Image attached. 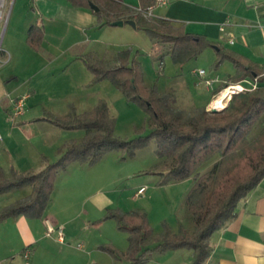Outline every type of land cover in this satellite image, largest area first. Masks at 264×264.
<instances>
[{
	"label": "trees",
	"instance_id": "16d2710c",
	"mask_svg": "<svg viewBox=\"0 0 264 264\" xmlns=\"http://www.w3.org/2000/svg\"><path fill=\"white\" fill-rule=\"evenodd\" d=\"M72 7L89 10L97 18L99 28L112 23L133 21L136 29L142 28L151 39L168 46L172 63L183 65L197 58L207 49L215 50L211 72L217 71L225 62L231 63L235 74L227 78L213 93L218 94L228 86L244 81L254 82L256 87L234 94L224 110L208 113L200 108L187 115L184 123H172L165 119L167 95L143 83L140 64L130 63L129 50L119 51L113 58L114 66L102 62L92 63L88 57L80 59L91 74V84L108 81L130 103L138 105L155 124L146 136L128 141L114 137L115 119L102 100L88 112L78 114L73 105L63 117L46 114L41 120L62 130H81L82 139L73 140L53 161H46L38 173L18 174L13 169L7 176L0 167V195L31 188L28 196L0 210V223L17 217L42 219L50 202L55 180L70 164L92 166L107 153L118 151L133 157L148 147L152 141L164 171L158 185L178 183L191 179L193 185L184 203L194 220L192 235L178 227V237H172L170 228L163 225L155 234L149 227L146 214L139 209L124 212L107 210L101 221L113 220L120 232L127 234L128 247L125 254L100 246L99 249L126 264H146L154 253L187 249L192 251L190 264H203L211 252L210 238L235 216L238 203L243 200L264 178V73L247 64L242 57L207 40L204 36L185 33L183 27L161 19L146 20L134 13V8L123 5L121 0H68ZM98 8L90 9L89 4ZM154 0H139V7L146 8ZM43 30L31 26L27 44L38 50L43 40ZM178 116L182 112L175 110ZM215 159L207 171L199 169ZM159 166V165H157Z\"/></svg>",
	"mask_w": 264,
	"mask_h": 264
},
{
	"label": "crops",
	"instance_id": "0c3cea01",
	"mask_svg": "<svg viewBox=\"0 0 264 264\" xmlns=\"http://www.w3.org/2000/svg\"><path fill=\"white\" fill-rule=\"evenodd\" d=\"M121 3L132 8L139 7V0H121ZM34 4L35 19L27 22L29 25L24 27L22 36L18 39V43L28 49L25 51V59L19 60L21 56L10 43L13 30L7 38L6 51L1 54L4 63L8 62L7 65L17 61L20 65V69L16 71L0 66V105L5 103L3 112L0 111V167L7 176L11 169L18 174L38 173L45 167L46 161H55L59 157V150L73 141V138L60 141L52 137L55 141L50 144L49 140L54 134L49 131L34 133L30 129L31 132L25 133L24 129H29L33 123L51 125L41 120L50 113L42 110L43 115L33 116L27 109L44 104H61L68 108L73 105L76 97L82 96V92L87 90L92 79L80 59L87 55L84 53V44L90 41L88 32L109 27L99 28L95 15L89 10L72 7L69 3L34 0ZM153 16L183 27L185 33L204 36L242 57L259 73H264V0L172 1L166 7L155 8ZM222 25H225L223 32L220 31ZM31 26L43 30L44 36L38 50H33L27 44V33ZM1 29L2 27L0 31ZM7 32L8 27L4 36ZM80 46V51H76ZM208 50L212 51L215 61L217 48L204 52ZM233 71L225 75L213 71L207 77H218L225 82L235 74L234 69ZM244 83L247 81L240 84ZM74 91L80 95H73ZM213 95L212 93V97ZM20 98H25V112L14 120L10 110ZM210 101L199 108L206 109ZM84 167L85 164L73 163L58 174L42 219L17 217L0 223V264L125 263L114 259L99 247L106 246L118 254H125L128 247L127 234L120 232L116 226H110L113 220L101 221L104 215L92 220L86 210L76 209L78 202L92 205L94 199L92 188L96 182L88 178L77 182L71 177L73 173L87 172ZM68 187H74L78 192L72 196L75 208L71 212L69 202L63 200L68 205V210L61 206L62 216H59V213L50 208L56 193L63 199L69 197ZM142 189L143 187L139 188L138 192ZM29 191L31 189L28 187L22 189L19 199L28 196ZM15 201L9 200L7 205ZM2 208L0 205V210ZM45 222L62 228L63 242L57 239L55 233L47 235ZM102 224L107 226L99 228ZM210 247V255L203 264H264V178L238 203L235 216L222 229L213 233ZM25 251L29 252L28 258L24 257ZM191 260L192 251L180 249L154 253L146 264H190Z\"/></svg>",
	"mask_w": 264,
	"mask_h": 264
},
{
	"label": "rangeland",
	"instance_id": "374dc122",
	"mask_svg": "<svg viewBox=\"0 0 264 264\" xmlns=\"http://www.w3.org/2000/svg\"><path fill=\"white\" fill-rule=\"evenodd\" d=\"M58 1L68 4V0ZM21 4L22 7H20ZM34 12V0H15L7 24L8 32L4 36L1 46L3 52L6 51L7 38L13 30L10 43L15 52L21 56L19 60L25 59V51L28 49L18 43V39L22 36L24 27L29 25L27 22L35 19ZM88 35L90 41L84 44L85 47H83L84 53H87L86 56H89L88 59L92 63L102 62L107 66H114V56L119 51L129 50L130 63L137 61L140 64L144 85L155 88L161 95L168 96L167 107L169 110L165 113L166 120L172 123H184L188 114L198 111L199 107L204 106V103L209 100L211 101L206 110L208 113H212L210 111L213 108L211 103L218 98L219 94H215L212 97V93L206 90L204 83L192 73L193 70H204L207 74L211 72L210 67L214 61L211 50L203 52L197 58L180 66L170 60L168 46L151 39L142 28L136 29L124 24L123 27L109 26L101 30L92 29V31L88 32ZM80 49L81 46L76 51H80ZM3 59V55H0L1 67L7 66L6 68L9 67L11 70L14 69V71L20 69L18 61L7 65L8 62L4 63ZM160 63H162V70L159 69ZM223 64L217 70L219 75L234 72L231 63L225 62ZM240 85L246 88L253 87V83L250 81ZM88 86L87 90L82 92V96H77L80 94L73 92V95L77 96L73 104L76 112L78 114L88 112L98 101L102 100L106 103L110 115L115 119L113 133L115 138L128 141L138 136H146L156 127L155 124L150 123L149 115L138 105L126 101L123 95L110 82L89 83ZM229 101V99L223 101V108L215 109L218 112L224 110ZM3 107H5V103L0 105L1 112H3ZM27 110L33 116L41 115L43 110L61 118L68 113L69 108L61 104H44L43 106H36ZM175 110H180L182 113L176 116ZM13 119L15 120L16 118ZM30 129L34 133L49 131V133L54 134L49 140L50 144L55 141L52 140V137L54 139L56 137L60 141L72 138V140L76 139V141H79L84 135L81 130H60L47 123H33L29 129H24L25 133L31 132ZM45 152L50 153L49 150H45ZM215 160L216 158H213L205 163L200 167L199 171L209 170ZM164 167V163L160 161V157L156 152L154 141L148 147L136 152L133 157H126L124 153L118 151L107 153L98 163L92 166L85 165L84 168L87 172L89 171V174L82 171L78 174H71L72 179L77 182L80 180L85 181L87 178L96 182L95 187L92 188V197L94 198L92 205L78 202L76 209L86 210L92 220L101 218L106 214L107 210L118 209L129 212L139 209L146 214L148 225L155 234L160 233L163 225H165L170 228L172 237H178V227L182 225L184 232L187 235H192L194 220L188 212L184 201L193 183L191 179H188L178 183L158 185L160 176L154 175V173L163 172ZM141 187L143 189L138 192ZM28 188L31 189L30 187ZM74 189V187L68 189L67 194L69 197L67 196L65 199L59 193H56L50 210L52 209V211L59 213V216H62L61 206L63 209L68 210L69 208L73 212L75 203L72 201V196L78 193ZM21 195L22 189L6 193V195L3 194L0 197V205L4 207L9 200L15 201ZM63 200L69 202V207L62 202ZM58 202L60 203L57 204ZM99 226L101 228L107 225L102 224ZM110 226L115 228V222L111 221ZM106 228L108 233L109 225Z\"/></svg>",
	"mask_w": 264,
	"mask_h": 264
},
{
	"label": "built area",
	"instance_id": "2783aa9c",
	"mask_svg": "<svg viewBox=\"0 0 264 264\" xmlns=\"http://www.w3.org/2000/svg\"><path fill=\"white\" fill-rule=\"evenodd\" d=\"M14 1L15 0H0V27H2V29L0 31V55L3 53L1 46H2V42H3L4 32H5L8 20H9V16H10ZM172 1H179V0H154V4L149 6V7H146V8L135 7L134 13L141 15L142 18H144L146 20H151L154 18V16H153L154 8L166 7ZM224 26L225 25H222L220 27L221 32L224 31ZM230 42H232V41L230 40ZM161 66H162V63L159 64L160 70H162ZM192 73L194 75H196L204 83L206 89L212 93H214L216 88L219 87L223 83L218 77L208 78L207 73L204 70H193ZM252 83H253L252 88H246L240 84L235 85V86L226 87L224 90H227V89L231 90V93L229 94L227 99L230 100L234 94L241 93V92L249 90V89H254L256 87V84L254 82H252ZM221 92H219L218 94H220ZM24 108H25V98H20V99L16 100L12 105L11 117L16 118V117L22 115L24 112ZM139 192H141V190ZM45 223L47 226V235L49 236L52 233H55L57 236V239L60 242H63L64 234H63L62 228L61 227H54L49 222H45ZM28 256H29V252L25 251L24 257L28 258Z\"/></svg>",
	"mask_w": 264,
	"mask_h": 264
},
{
	"label": "bare ground",
	"instance_id": "6f19581e",
	"mask_svg": "<svg viewBox=\"0 0 264 264\" xmlns=\"http://www.w3.org/2000/svg\"><path fill=\"white\" fill-rule=\"evenodd\" d=\"M230 93H231V90L230 89H227V91L224 90L223 92H221L219 94L218 98L213 101L212 107L213 108H217V109L223 108V106H224L223 105L224 104L223 101L227 100V98H228V96H229Z\"/></svg>",
	"mask_w": 264,
	"mask_h": 264
},
{
	"label": "water",
	"instance_id": "95a60500",
	"mask_svg": "<svg viewBox=\"0 0 264 264\" xmlns=\"http://www.w3.org/2000/svg\"><path fill=\"white\" fill-rule=\"evenodd\" d=\"M89 6H90V9L93 10L94 12L98 11V8L96 6H94L93 4L90 3ZM126 24L130 25L133 28H136V25L133 21H127ZM123 25H124V23L122 21L112 23V27H123ZM210 111L212 113L218 112V110L215 108H211Z\"/></svg>",
	"mask_w": 264,
	"mask_h": 264
}]
</instances>
